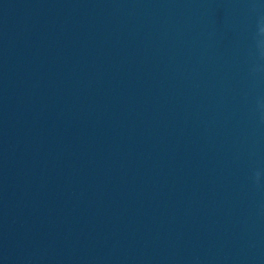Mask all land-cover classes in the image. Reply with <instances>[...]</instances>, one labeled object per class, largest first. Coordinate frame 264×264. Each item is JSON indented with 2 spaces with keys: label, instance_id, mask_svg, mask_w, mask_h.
Segmentation results:
<instances>
[{
  "label": "clouds",
  "instance_id": "clouds-1",
  "mask_svg": "<svg viewBox=\"0 0 264 264\" xmlns=\"http://www.w3.org/2000/svg\"><path fill=\"white\" fill-rule=\"evenodd\" d=\"M256 54L258 55L259 60L264 61V17H261L257 23V33H256ZM264 68H255L254 71H261ZM261 178V173H255L256 183L259 184Z\"/></svg>",
  "mask_w": 264,
  "mask_h": 264
}]
</instances>
